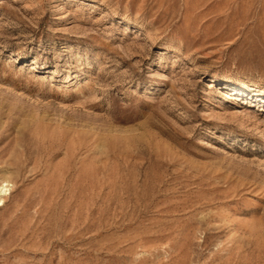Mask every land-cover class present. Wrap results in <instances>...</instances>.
<instances>
[{"label": "rangeland", "instance_id": "1", "mask_svg": "<svg viewBox=\"0 0 264 264\" xmlns=\"http://www.w3.org/2000/svg\"><path fill=\"white\" fill-rule=\"evenodd\" d=\"M0 264H264V0H0Z\"/></svg>", "mask_w": 264, "mask_h": 264}, {"label": "bare ground", "instance_id": "2", "mask_svg": "<svg viewBox=\"0 0 264 264\" xmlns=\"http://www.w3.org/2000/svg\"><path fill=\"white\" fill-rule=\"evenodd\" d=\"M7 186H8V183L7 182H2V184L0 185V201H2V197L7 194Z\"/></svg>", "mask_w": 264, "mask_h": 264}]
</instances>
